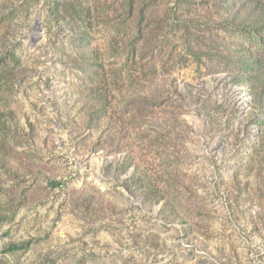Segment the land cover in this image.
I'll return each mask as SVG.
<instances>
[{"label": "rangeland", "instance_id": "obj_1", "mask_svg": "<svg viewBox=\"0 0 264 264\" xmlns=\"http://www.w3.org/2000/svg\"><path fill=\"white\" fill-rule=\"evenodd\" d=\"M263 18L0 0V264H264Z\"/></svg>", "mask_w": 264, "mask_h": 264}, {"label": "trees", "instance_id": "obj_2", "mask_svg": "<svg viewBox=\"0 0 264 264\" xmlns=\"http://www.w3.org/2000/svg\"><path fill=\"white\" fill-rule=\"evenodd\" d=\"M261 20H262V22H261ZM260 22H261V23H260ZM255 24H258V25H259V24H262V25H263V24H264V18H263V19H260V21H258V22H255L253 25H255Z\"/></svg>", "mask_w": 264, "mask_h": 264}]
</instances>
